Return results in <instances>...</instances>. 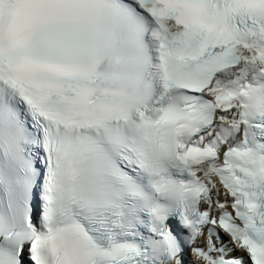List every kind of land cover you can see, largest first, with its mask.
<instances>
[{"label": "snow or ice", "instance_id": "6c2138e0", "mask_svg": "<svg viewBox=\"0 0 264 264\" xmlns=\"http://www.w3.org/2000/svg\"><path fill=\"white\" fill-rule=\"evenodd\" d=\"M0 264H264V0H0Z\"/></svg>", "mask_w": 264, "mask_h": 264}]
</instances>
